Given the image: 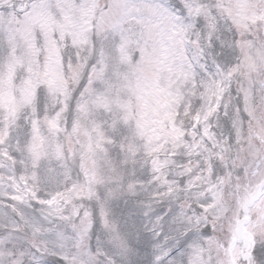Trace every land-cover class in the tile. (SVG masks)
<instances>
[{"label": "snow or ice", "instance_id": "6c2138e0", "mask_svg": "<svg viewBox=\"0 0 264 264\" xmlns=\"http://www.w3.org/2000/svg\"><path fill=\"white\" fill-rule=\"evenodd\" d=\"M0 264H264V0H0Z\"/></svg>", "mask_w": 264, "mask_h": 264}]
</instances>
